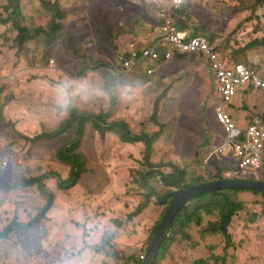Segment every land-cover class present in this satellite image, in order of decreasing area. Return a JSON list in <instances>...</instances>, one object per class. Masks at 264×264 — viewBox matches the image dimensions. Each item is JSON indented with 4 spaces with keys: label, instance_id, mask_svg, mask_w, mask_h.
I'll list each match as a JSON object with an SVG mask.
<instances>
[{
    "label": "rangeland",
    "instance_id": "rangeland-1",
    "mask_svg": "<svg viewBox=\"0 0 264 264\" xmlns=\"http://www.w3.org/2000/svg\"><path fill=\"white\" fill-rule=\"evenodd\" d=\"M41 1H29L22 9L24 13L32 3L28 7L31 13L35 7H41L43 12H34L30 17L25 14L26 19L20 21L29 26L33 37L19 46L13 23L2 22L10 15L5 9L8 1L0 0V90L4 91L0 100L5 103L12 97V101L18 102L6 110L7 117L13 115L12 121L17 124L16 118L23 111L30 115L38 112L40 118L41 115L46 119L55 117L56 123L51 126L57 128L59 121L62 123L68 117L60 109L72 106L82 114H107L111 126L124 124L133 136L155 140L148 154L145 143H124L115 131L101 137L88 124L78 150L87 158L88 172L80 181L76 195L84 198V205L93 197L87 199L83 192L88 190L98 196L95 201L99 205H95L91 216L95 228L87 230L78 226L76 234L60 233L54 231L52 223L44 225L42 220L29 229L17 228L10 234V240L0 246L4 260L0 264L25 261L29 264L31 260H37L36 264H138V260H144L172 192H180L181 187L193 181L212 183L220 176L234 179L224 174L225 168L219 169L221 164L228 168L233 162L219 161L215 155L209 157L214 149L208 146V137L202 130L203 123L208 128L214 122L210 105L220 101L210 63L200 54L181 55L158 68L155 75L144 74L141 66L134 73L113 80L109 69L114 67L117 54L130 42L144 48L154 39L157 20L152 14H156L160 3L169 0H146L150 4L144 9L135 6L137 0H58L66 17L60 21L61 29L52 43H49L50 27L54 14L42 7ZM187 9L186 16L178 20L190 24L192 16L199 27L209 31L202 30L204 33L200 35L216 44L223 56L241 62L258 57L259 70L264 72V46H250L256 40L264 42V5H258L256 0H191L178 15ZM135 10L144 17H135ZM219 43L226 45L227 51ZM248 50L256 51L249 56ZM190 66H196L193 75H189ZM38 80L55 87L49 100L59 96L60 100H56L59 106L55 109L61 118L50 104L45 106L44 96L37 94L40 88L32 86ZM111 81L116 84L113 89ZM243 94L240 90L234 101L243 98ZM33 101L37 103L36 109L27 110V104ZM247 101L242 99L241 103L247 106ZM0 127L3 128L1 149L7 143L2 160L7 164L23 157L30 162L39 160L42 172L62 171L63 162L56 154L67 144L66 140L40 148V141L34 144L18 136L14 126L2 117ZM48 128L39 134L51 133ZM69 133L67 139L74 134ZM12 135L20 139L18 152L12 151L11 143L5 139ZM146 154L151 165L145 160ZM31 168L29 164L26 172ZM174 169L185 170L183 180L180 178L173 185L165 183L158 172L170 176ZM248 172L256 180L264 181L260 171ZM142 174L146 175L150 189L142 185ZM148 194L152 196L148 198ZM235 198L244 202V209L232 217L228 228L230 246L223 234L207 232L219 216L204 214L200 226L191 224L186 235L170 244L160 263L194 264L204 260L206 264H264V199L257 202L260 198L252 194H237ZM109 202L119 208L109 211ZM193 202L196 200L190 203ZM21 212L22 209L17 210ZM23 220L26 222L28 218ZM42 239L47 241L46 245ZM112 251L120 255L111 256Z\"/></svg>",
    "mask_w": 264,
    "mask_h": 264
},
{
    "label": "trees",
    "instance_id": "trees-1",
    "mask_svg": "<svg viewBox=\"0 0 264 264\" xmlns=\"http://www.w3.org/2000/svg\"><path fill=\"white\" fill-rule=\"evenodd\" d=\"M7 1H8V4L7 6H5V9L10 12V15L8 18L4 19L2 22L5 24H8L10 22L13 23L14 30L18 32L16 42L19 44V46H21L23 43H26L28 40L32 39L33 36L30 32L29 26L23 23L20 24V21L23 19V17H25L26 19L25 14L27 15V17H30V14H33L34 12L40 13V12H43V10L41 7H35L32 11L33 13H31L28 10V7L32 5V3H30L26 7L27 10L24 11V13H22L23 7L27 5V2L32 1V0H7ZM135 2H138V4H136L135 6L141 7L142 9H144V7L150 4V3H147L146 0H137ZM256 3L260 6L264 5V0H256ZM41 5L42 7H44L45 9H47L48 11L54 14L53 20L51 22V27H50L51 40L49 43H52L54 36L61 29L60 21L66 17V13L59 7L58 0L54 3H52L51 1H47V0H42ZM185 7L183 8L184 10H185ZM187 12H188V9L182 15L180 16L178 15L177 18L186 16ZM134 14H135V17H137L138 19H141L144 17L143 14L142 13L140 14L138 10H135ZM152 16L155 17V19L157 20L155 26L153 27V30H154L155 28L159 26V21L156 17L155 12L152 14ZM178 24L182 28H189L190 34L192 36H196V35L204 33L200 29L193 28L192 25L187 24L183 19L178 20ZM211 43L214 44L213 42ZM214 45L216 46V44ZM219 45L221 46L222 49L227 51L226 45H222L220 43ZM250 46H264V42L263 40H256L252 42ZM216 48L221 53V51L218 49L217 46ZM221 55L223 56L222 53ZM186 56L187 55H185L184 57ZM178 57L179 55L177 56V58ZM232 60L234 62H237V60H234V59ZM252 60L253 58L251 60L250 58H248L247 62H243V63L249 66ZM163 62L164 61H161L159 65L161 66ZM144 74H147V73L145 72ZM260 74L262 77H264L263 71H261ZM148 76H152V75H148ZM115 86H116L115 82L111 81L110 87L113 89L115 88ZM250 89L252 90V87L245 89V91L250 90ZM3 93L4 91L0 90V97L3 95ZM243 95H244L243 98H245V93ZM12 100H13L12 97H10L9 100L6 99L5 104H3L0 107V114L2 118H3L2 112L4 108L10 103H12L13 102ZM60 112L67 113L68 117L66 120H64L61 123L60 127L57 130H55L52 133H42L34 137L33 139H29V138H26V139H28L29 141L35 144L42 140H48V141L57 140L67 135L69 132L73 131L74 132L73 140H70L56 154V157L61 162H63L61 166L62 171L68 174V171L66 168L68 167L69 169L68 177L63 178L59 171L49 170L50 172L49 171L42 172V168L39 165L40 162L38 161H33L31 163L32 168L28 170L26 174L23 176L25 177L24 181H21L19 179V176L13 173L11 187L16 193H20V192H24L28 190V197L26 199L29 201L30 208L28 209L25 208L24 207L26 205L25 202L18 200L17 197L15 196L13 197V195H12L11 200L9 197H6V199L8 201H12L13 204L17 205L18 209H23V211H26L27 214L25 218H28V220L26 222L24 220H20L19 216L16 215L15 218L12 220V222L4 229V231L0 232V240H4V239L10 240L11 238L10 234L17 228L29 229L35 226L41 220L44 222V225L48 223L46 220H47V217H49V215L55 209L53 206L55 205L56 196L54 192H52L49 189V187L45 184L46 180L56 179L55 181L57 182V185L59 189L61 190H69L75 187L76 185H78V183L82 180L83 176L88 172L87 158L82 152H79L78 150L82 145V140L85 137L86 126L88 124H91L94 127L95 131L100 133L101 137H104L110 131L111 132L115 131L121 135V138L124 143L135 144V143L143 142L147 146L148 154L151 151L152 141L155 140V138L149 139L146 136H143V137L133 136L131 133H129L128 127L124 124L121 125V124L115 123L113 126H111V124L108 123L110 116L107 114L106 115L104 114L91 115L87 113L82 114L78 112L76 109H74L72 106H68L63 109L61 108ZM258 118L264 120V111L261 117H258ZM253 121L254 119H252L250 123H252ZM23 138L25 139V137ZM148 154L145 155V160L147 161L148 165H151V163L149 162ZM263 156H264V151H263ZM237 170L239 172L240 168H237ZM158 173L162 177L163 181L170 185H173L179 182L180 178H182L181 179L182 181L183 177L186 175L185 170H181V169L180 170L174 169V171L172 172L170 176H164V174L160 171ZM140 180L142 182V185L145 188L150 189L151 186L148 185L147 183L146 175L145 176L143 174L140 175ZM217 180H222V176H220ZM246 181H258V180H256L252 176H248ZM208 184H210V182L200 184L197 181H193L191 184L184 185L183 187H181L180 192L190 187H193V186L208 185ZM10 192H12L13 194V191H10ZM237 194L238 195H242V194L256 195L260 198L257 200V202L259 200L264 199V192L262 191L233 190V189L220 190V191H216V192H212L208 194H203V195L190 199L187 202V204L178 212V214L175 216V218L171 222L166 234L164 235L162 239L161 246L158 250V253L154 259L153 264H161L160 261L163 258V256L167 253V250L170 244H172L173 242H176L179 236L186 235V229L191 224L194 223L197 226H200L203 220L204 214L206 215L217 214L219 216V219L212 224L211 228L207 229V232L212 233V234H215V233L223 234L227 240L226 244L230 246L231 245V235L228 232V228L231 223L232 217H234L239 211L244 209V202L237 200L235 198ZM151 196L152 195L148 194L147 197L150 198ZM193 199H195L196 202L190 203ZM198 199H202L203 201H200ZM171 200H172V197L170 201ZM5 201H1V203ZM168 206H169V202H168ZM143 207L145 206H142L141 208ZM52 221L54 222V220ZM155 231H156V228L154 229L150 240L153 239L155 235ZM109 254L114 257L120 255L116 251H112ZM138 264H142V261L138 260ZM194 264H206V262L204 260H197L194 262Z\"/></svg>",
    "mask_w": 264,
    "mask_h": 264
},
{
    "label": "built area",
    "instance_id": "built-area-1",
    "mask_svg": "<svg viewBox=\"0 0 264 264\" xmlns=\"http://www.w3.org/2000/svg\"><path fill=\"white\" fill-rule=\"evenodd\" d=\"M189 0H169L160 3L156 12L159 26L154 39L144 48L139 43L130 42L124 51L116 56V63L110 68L111 77L130 75L143 67L148 75H154L161 61L168 62L176 55L201 54L211 66L215 78L216 92L220 101L215 103L214 111L217 123L223 130L221 146L217 154L225 149L233 153L239 160L235 166L240 168L230 175L237 180H247L248 170L260 171L264 176V120L255 118L244 131L234 122L229 109L239 90L252 87L264 93V77L259 71L258 57L253 58L250 65L235 63L229 56L223 57L214 44L206 38L191 36L188 30L178 24V12ZM163 62V63H164ZM6 166L7 162L4 161Z\"/></svg>",
    "mask_w": 264,
    "mask_h": 264
},
{
    "label": "crops",
    "instance_id": "crops-1",
    "mask_svg": "<svg viewBox=\"0 0 264 264\" xmlns=\"http://www.w3.org/2000/svg\"><path fill=\"white\" fill-rule=\"evenodd\" d=\"M190 25H192L195 29H200V30H203L205 32L207 30V32H209L207 28L199 27L197 25L196 19L193 18L192 16H190ZM184 29L188 30L190 32L189 29H187V28H184ZM228 36H230L231 38L235 37V36H231L230 34ZM255 51L256 50H251V52H255ZM251 52H248V55H250ZM175 58H177V57H175ZM172 60H170V61H172ZM170 61H168V62H170ZM168 62H164L160 67L162 68ZM188 71H190L189 75H193L197 71L196 66H190L188 68ZM52 74L55 75L56 73L52 72ZM35 82L36 83H34L32 86L40 88V91H37V94H42L44 96L45 106L50 104L53 107V109L55 110V112L57 113L58 117L61 118V113H58L55 109L57 106H59V104L56 101V100H60L59 96H57L56 99L50 98V100H49V96H53V94H54L55 87L47 84V82L43 81V80H38ZM160 83H162L161 80L158 81L159 85H160ZM58 90H59V88H58ZM244 93H245V98H242L240 96L236 101H233L234 104L231 105L232 107L229 109V112H230L231 116L233 117V120L236 123V125L245 131L252 119L261 117V115L264 111V93L259 91V90H251V89L245 91ZM162 99H163V96H162ZM242 99H248V101H247L248 105L247 106H245L243 103H241ZM17 103H18L17 101H13L12 103H10L9 105H7L4 108V110L2 112V116H3L2 119L14 126V131L16 132V134H18V136H22L25 138H31L32 139V138H34V135L39 134L41 132V130L48 128L52 124L56 123L55 117L50 118V119H46V118H42V115H41V118H42V121H41V118L38 115V112H35V113L30 115L29 112L23 111V114H21L20 116H18L16 118L17 124H14L12 119H14L15 117L13 115H11V117H7L6 110L10 106L17 104ZM3 104H5V103L2 100H0V107ZM30 104H33V106L30 107ZM36 105H37V103L35 101L29 102L27 104V106H28L27 110L36 109ZM214 106H215V103H212V105H210V107L213 111H214ZM212 110H211V112H212ZM212 117H213L214 122L212 123V125L208 126V128H206V125L204 123L202 124V130L204 132V136L208 137V146L211 147L212 149H214L213 152L209 155V157L212 158L215 155L216 159L219 161L220 160L226 161V163L228 161L233 162L232 166L231 167L229 166L228 168H227V165H224V164H221L219 166V169L225 168L224 169L225 174L230 175V174L237 171V167L235 166V163L239 160V158L233 157V153H230L229 149H225L223 151L222 155L217 154L216 150L219 149V147L221 146V140L223 139L224 135H223V130H222L221 126L215 120L214 112H212ZM0 121H1V114H0ZM60 123L61 122L59 121V126L57 128L55 127V125L49 127L48 129L50 130V132L52 133L55 130H57L61 125ZM42 133H47V132H42ZM69 134H71V133H69ZM2 135H3V128L0 127V136H2ZM67 136H69V135H65L64 137H61L57 140L40 141V144L38 147H40V148L46 147L47 148L50 145L59 144L60 140H66L65 143H68L70 140H73V138H74V134L72 136L68 137V139H67ZM12 137H15V138L12 139ZM5 139L8 140L9 143H11L10 149L12 151L18 152L21 149L20 144H18L20 139L17 136H15V135H12L11 137L6 136ZM6 144L7 143L5 142L3 148L5 147ZM2 145H3V143L0 141V150H1L0 164L2 165V168L0 166V232L4 231V229L12 222V220L15 218L16 215L19 216L20 220H23L27 214L26 211H23L21 213H17V210H19L18 206L13 204L12 201H8L6 199V197H9L11 200L12 195H13V197L14 196L17 197L18 200L25 202V204H26L24 206L25 208H27V209L30 208L29 201L26 199L28 197V190H26L24 192L16 193L11 187L13 173H15L17 176H19V179L21 181H24L25 177H23V176L26 174V169H27L28 165L31 164L33 161H39V160H31V162H30L28 160H23V157H19V158H16L15 161L10 162L7 166H4L3 162L5 160H2V156L4 155L5 152H4L3 148L1 149ZM27 147H28V145H27ZM4 169H6V170H4ZM59 172L61 173L63 178L67 177V174L65 172H63V171H59ZM230 176H232V175H230ZM56 183L57 182H55V180H53V179L46 182V185L49 187V189L52 192H54V194L56 196L55 205L53 206L55 209L52 211V213L49 215V217H47V220H46L48 223H50V224L52 223V225L54 227V231H59L60 233L68 232L69 234H71V233L76 234L77 232H79L78 226H80L82 229L85 228L87 230H91V229L95 228V226L92 222L91 216H92L93 210L95 208V205H99L95 201V200H97L98 196L95 195L94 193H91L88 190L86 192H83L82 195L88 196L87 199L90 197H93V200L90 203H87L84 205L83 204L84 198H78L76 195L80 182L78 183V185H76L75 187H73L69 190L59 189V187H57ZM10 191H13V194ZM99 193L101 196L104 195V193L101 190ZM5 199H6V201H5ZM1 201H5V202L1 203ZM108 204L110 207L109 211H112V209H118L119 208V206L117 204H113L111 202H109ZM91 205H93L92 208H91ZM103 212H105V211H103ZM100 218L101 217H99L97 219V224H99ZM52 220H54V222ZM41 237L43 239L47 238L45 236H41ZM43 239H42V242L46 245L47 241H45ZM8 241L9 240H6V239L0 240V246L3 243L8 242ZM36 242L37 241L33 242L34 248L36 246ZM68 246H71V244H69ZM11 249L13 250V248H11ZM32 259H34V258L32 257ZM3 261H4L3 260V253H1L0 254V263ZM27 263H28L27 261L24 262V264H27ZM36 263H37V260H31L29 262V264H36Z\"/></svg>",
    "mask_w": 264,
    "mask_h": 264
},
{
    "label": "water",
    "instance_id": "water-1",
    "mask_svg": "<svg viewBox=\"0 0 264 264\" xmlns=\"http://www.w3.org/2000/svg\"><path fill=\"white\" fill-rule=\"evenodd\" d=\"M253 190L264 192V181H246L236 179H222L214 181L208 185H199L190 187L181 192H172V200L165 212L160 224L156 229L155 236L148 248L142 264H153L154 259L161 246L162 239L166 234L171 222L178 212L187 204V202L197 196L208 194L220 190Z\"/></svg>",
    "mask_w": 264,
    "mask_h": 264
},
{
    "label": "clouds",
    "instance_id": "clouds-1",
    "mask_svg": "<svg viewBox=\"0 0 264 264\" xmlns=\"http://www.w3.org/2000/svg\"><path fill=\"white\" fill-rule=\"evenodd\" d=\"M190 1L191 0H189L184 6H183V8L188 4V3H190ZM182 8V9H183ZM181 9V10H182ZM182 28V27H181ZM182 29H184V28H182ZM190 33V32H189ZM191 35V34H190ZM192 36V35H191ZM196 36H200V37H203V38H205L204 36H201L200 34L199 35H196ZM207 39V38H206ZM210 43H211V41L209 40V39H207ZM212 44V43H211ZM190 55V54H189ZM201 55V54H200ZM178 55H176V57H177ZM179 56H181V55H179ZM201 56H203V55H201ZM224 57V56H223ZM255 58V57H254ZM235 63H243V62H240V61H237V62H235ZM244 64V63H243ZM48 66H50V65H48ZM111 77V76H110ZM113 79V78H112ZM114 80V79H113ZM243 92L245 91V88H243V89H241ZM240 91V90H239ZM235 99V98H234ZM214 115H215V111H214ZM233 118V117H232ZM215 120H216V118H215ZM218 155H222V154H218ZM236 164V163H235ZM224 174H225V172H224ZM223 179H231V178H223ZM235 179V178H234ZM237 180V179H236ZM218 181V180H217ZM171 199V198H170ZM171 202V201H170ZM227 240L225 239V242H226Z\"/></svg>",
    "mask_w": 264,
    "mask_h": 264
}]
</instances>
